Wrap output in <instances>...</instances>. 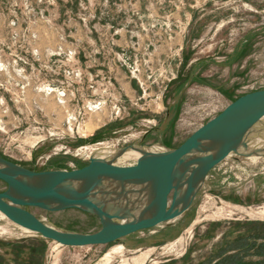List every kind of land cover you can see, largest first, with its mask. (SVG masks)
Returning <instances> with one entry per match:
<instances>
[{
    "label": "rangeland",
    "instance_id": "1",
    "mask_svg": "<svg viewBox=\"0 0 264 264\" xmlns=\"http://www.w3.org/2000/svg\"><path fill=\"white\" fill-rule=\"evenodd\" d=\"M259 89L264 0H0V156L24 167L171 150ZM247 142L264 149V118ZM242 208L264 209L263 155L232 153L184 214L105 245L63 246L0 212V264H214L242 243L245 264H264V217ZM29 210L63 230L101 228L82 210Z\"/></svg>",
    "mask_w": 264,
    "mask_h": 264
},
{
    "label": "water",
    "instance_id": "2",
    "mask_svg": "<svg viewBox=\"0 0 264 264\" xmlns=\"http://www.w3.org/2000/svg\"><path fill=\"white\" fill-rule=\"evenodd\" d=\"M263 118L264 89H259L229 103L176 148L156 152L132 146L141 152L132 165L92 157L75 169L33 170L0 156V180L7 185L0 192V212L63 246L115 242L184 214L213 168L232 153L252 155L240 149L249 145L248 134ZM137 187L149 189L143 207L133 196L140 191ZM29 207L89 212L99 219L101 228L95 232L63 230L40 219Z\"/></svg>",
    "mask_w": 264,
    "mask_h": 264
},
{
    "label": "bare ground",
    "instance_id": "3",
    "mask_svg": "<svg viewBox=\"0 0 264 264\" xmlns=\"http://www.w3.org/2000/svg\"><path fill=\"white\" fill-rule=\"evenodd\" d=\"M258 147L259 146H252V145L250 146V145H248L247 147L241 148L240 150L242 152H246V153L252 154V157L256 158V157H259L262 154H264V151H261V152H257L256 151V149H258ZM99 153H102V155H97V157H99V158H103L105 156H108V157L112 158V157H114L116 155H119V154H122L124 157L135 154L137 156V158H138L141 155V152L138 149H129L127 151H124V152L120 153V150H114V149H110L109 148V149H104L103 151H101ZM137 188H139L140 191L137 192V193H134L133 196H134V198H137L138 200H140L139 203L143 207L149 200V189L143 190V189H140V187H137ZM241 211H243V212H245L247 214L258 215L259 217H264V209H262L260 211H257V212H251V211H248V210L242 208Z\"/></svg>",
    "mask_w": 264,
    "mask_h": 264
},
{
    "label": "trees",
    "instance_id": "4",
    "mask_svg": "<svg viewBox=\"0 0 264 264\" xmlns=\"http://www.w3.org/2000/svg\"><path fill=\"white\" fill-rule=\"evenodd\" d=\"M58 168H62V167H57L56 169H58ZM241 246H242V248L240 249V248H238L240 246L237 245L235 247V253L234 254L226 255V256H224L223 259L216 261L214 264H245V262L243 261L244 255H242L243 254L242 250L246 249V248H243V246H244L243 243L241 244ZM256 246H257V249H260L261 254H264V243L258 244ZM247 247L249 248V245ZM262 256H264V255H262Z\"/></svg>",
    "mask_w": 264,
    "mask_h": 264
}]
</instances>
